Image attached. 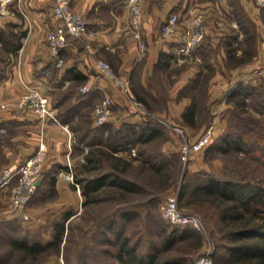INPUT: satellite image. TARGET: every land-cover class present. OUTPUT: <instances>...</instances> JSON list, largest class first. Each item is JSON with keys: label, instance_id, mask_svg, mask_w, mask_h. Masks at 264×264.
Here are the masks:
<instances>
[{"label": "crops", "instance_id": "crops-1", "mask_svg": "<svg viewBox=\"0 0 264 264\" xmlns=\"http://www.w3.org/2000/svg\"><path fill=\"white\" fill-rule=\"evenodd\" d=\"M53 3L0 0V58L9 61L5 74L0 72V172L6 166L22 163L40 147L47 150L44 174L28 206L33 215L22 219L35 228L50 225L49 241L55 223L70 220L87 199L76 180V162L89 145L79 140L75 126L87 125L84 119L87 114L93 115L96 102L106 95L113 99L114 113L107 125L119 128L126 122L155 120L132 110L113 79L96 67V59L109 61L118 76L129 74L136 95L147 104L168 94L167 104L159 108L148 105L165 125L161 118L188 127L204 126L199 111L205 109L215 125L214 139L227 129L237 88L247 83L264 88L263 75L239 84L219 97V102H212L215 94L230 89L233 78L243 77L264 61L261 0H145L142 32L147 47L142 57L139 40L131 33L127 0H73L72 8L84 14L89 30L94 31L89 37L92 51L70 38L62 51L63 65L56 64L46 39L55 24ZM203 6L210 9L205 39L191 54H183L180 42L165 36L162 27L173 12H178L182 28L184 19L200 12ZM15 43L18 46L13 50ZM173 67L176 74L171 72ZM169 80L173 81L170 87ZM30 83L46 87L57 119L42 121L32 107L19 106L18 100ZM85 84L92 89L82 93L80 87ZM199 93L206 97H198ZM65 123L70 125L69 130L64 128ZM169 131L172 140L167 138L163 144V150L168 151L179 148V136ZM201 154L190 163L191 171L213 172L199 164L197 156ZM9 192L10 187L0 189V196L6 194L1 200L6 201Z\"/></svg>", "mask_w": 264, "mask_h": 264}, {"label": "trees", "instance_id": "trees-1", "mask_svg": "<svg viewBox=\"0 0 264 264\" xmlns=\"http://www.w3.org/2000/svg\"><path fill=\"white\" fill-rule=\"evenodd\" d=\"M17 46L15 43L13 50ZM237 89L231 110L234 121L204 150L225 157L227 162L221 174L195 172L192 183L184 185L181 196L189 191L194 193L195 201L208 208V215L218 225L220 240L212 250L215 264H264V88L247 83ZM160 126L157 120L126 122L119 128L106 124L86 128L78 136L90 145L86 161L81 165L83 175H77L76 179L87 195L85 204L99 200V191L105 186L116 188L117 195L124 200L146 189L127 174L134 166V159L116 152L138 143L157 146L163 142L158 139L164 135ZM158 150H139L138 173L149 175L151 182L158 178L165 183L171 174L170 156L162 154L159 146ZM107 161L110 169L105 170ZM152 193L157 196L155 191ZM155 198L138 204L148 208ZM139 216V208L127 205L114 209L104 218L98 241L103 245L104 260L90 259L88 264H195L192 250L201 241L194 228L168 223L151 227L149 223L147 235L135 229ZM54 227L50 241L16 239L14 247L31 254L51 246L59 250L66 230L65 220L57 221Z\"/></svg>", "mask_w": 264, "mask_h": 264}, {"label": "rangeland", "instance_id": "rangeland-1", "mask_svg": "<svg viewBox=\"0 0 264 264\" xmlns=\"http://www.w3.org/2000/svg\"><path fill=\"white\" fill-rule=\"evenodd\" d=\"M209 11L210 9L205 6H203L200 10V12H204L206 15L209 14ZM6 60L7 59L0 58V72L2 74H5V71L8 68L9 61ZM262 65H264V61L261 64L252 67L247 73L254 72L256 68ZM171 72L176 74L177 69L173 67ZM168 82L170 87L173 81L169 80ZM206 82L207 81H205V83ZM120 94L121 97H124L121 92ZM200 95L201 93H199L197 96L200 97ZM223 95H225L223 92L215 94L212 102H219L221 99L219 97H222ZM160 96L162 99H159V101H151L150 104L156 108L163 106V104H167L165 99L168 97V94L164 93ZM136 97L144 104L146 108V116L149 118L152 116V119L157 120L162 125L160 127L164 129V135L160 136L158 139L163 142H159L157 146L156 143H138L129 146L128 148L118 150L116 153L123 154L134 159V166L129 169L127 174L130 177L138 180L146 187V189L143 192H134L128 199L124 200L117 195L116 188L113 186H105L101 188L99 191V200L90 201L88 204H84L70 220L65 221L66 230L59 246L60 249L55 250V247L51 246L47 249H42L35 254H31L22 249L14 247L13 241L16 239H26L29 242L40 241L42 243H46L50 239V230L48 227L50 225H41L40 227L37 226L35 228L33 225H30V223L23 221L24 218L22 219L21 216L16 217L9 205V195L5 201L4 199L1 200V197L6 196V194H3L0 196V264H88L90 259L103 261L104 255L101 254V248L103 245L98 244V241L102 234H100V232L103 231L102 224L104 218L108 217V215H110L114 209L128 205L130 207H137L141 211V216H139L134 223L137 224L135 229L140 230V232H145L148 235L149 223H152L151 227L159 223H168L171 226H176L163 217L160 208L161 203L166 199V197L173 194L178 196L179 204L183 209L188 212H193L200 215L205 225L204 233H198V235H200L201 244L192 250L191 256L194 259V263L197 264L198 259L206 250L215 249L217 242L220 240L221 231L219 230L218 225L208 215V208L201 203L196 202V195L190 191L186 196H181L182 190L185 187L184 185L186 183H190V181L192 183L191 179L194 177L195 172L191 171L190 163L192 160L196 159L195 155L199 153L192 152L190 154L189 160L185 161L182 156L181 147L184 142H191L196 137H198L199 134L202 133L210 124H212L209 119L208 112L205 109L199 111L200 120L206 122V125L204 126L188 127L187 125H180L178 123L173 124L171 120L161 118L162 121L166 122L165 125L160 120H158L160 117H157L153 113L154 110L151 111V107L148 106L150 104H147L145 101L140 99L138 95H136ZM200 102L201 100H198L199 104H201ZM228 113L230 115V121L227 125V128L235 119L231 110H229ZM84 120L87 122V125L77 124L75 126L77 136H81L86 128L96 127L94 123V112L92 116L87 114ZM167 124H169V126ZM175 125H179L184 129V138L176 132ZM169 129L174 130L176 135L179 136V148H175V150L171 148L168 151L163 150V144L164 141L167 140L169 136H171ZM168 140L171 142V137ZM158 146L162 154L170 156L169 160L171 162V167L169 169H171V174L169 175L168 181L165 183H163V179L158 181V178H155V182H151L148 180L149 175L146 173H138L141 162V159L139 158V150L159 151ZM89 149L90 145L88 147V151L85 153V160H81V155L83 152H85L83 150L79 160L76 162L78 176L83 175V172L81 171V165L84 163V161H86V155L89 152ZM202 152L203 154H201V157L197 156L199 164L210 167V170L213 171V173L221 174V171L227 162L225 157L217 156L213 153H207L206 151ZM203 155L205 156L202 159ZM218 161L221 162V164L218 163ZM105 164V170L110 169V166H108L110 165L109 162L107 161ZM219 167H221V170ZM152 191H155L157 196H155ZM154 197H156L155 201H153L148 208H146L147 206L145 207L144 205L138 204L144 201L148 202L149 198ZM31 201L32 199L30 200V203ZM28 206H30V204ZM29 213L30 215H33L31 211H29ZM195 241L196 240L193 242Z\"/></svg>", "mask_w": 264, "mask_h": 264}, {"label": "built area", "instance_id": "built-area-1", "mask_svg": "<svg viewBox=\"0 0 264 264\" xmlns=\"http://www.w3.org/2000/svg\"><path fill=\"white\" fill-rule=\"evenodd\" d=\"M144 1L145 0H127V5L130 11V29L134 37L139 40L141 50L139 57L144 56L147 47L143 39L142 22L144 16ZM264 3V0H261ZM73 0H54L53 15L55 24L46 35L47 43L50 48V53L56 61L57 65H63L65 60L62 56L63 49L67 46L70 38L82 42L87 50L92 51V44L89 39L94 34V31L89 30L88 22L83 13L72 8ZM207 15L204 12H198L190 17H186L185 23L180 28L181 14L173 12L169 21L163 25L162 32L165 36L175 38L180 42L179 51L183 54H191L196 46L205 38L207 33ZM96 67L106 73L113 79L119 91L124 95L128 104L133 111H137L146 115L144 104L137 99L131 77L129 74L118 76L111 63L107 60L96 59ZM264 75V65L255 69L252 73H245L241 78H233L231 86L225 95L229 94L239 84L252 82L255 78ZM92 89V86L85 84L80 87L82 93H87ZM224 95V96H225ZM19 106H29L40 116L42 121H47L50 118L57 119V110L51 103V97L46 87L39 83H30L27 89L21 94L18 100ZM113 99L106 95L99 99L94 107V118L96 126H103L109 122L114 113ZM64 128L69 130L70 125L65 123ZM176 132L183 136L184 129L175 125ZM215 136V125L210 124L202 133L199 134L191 142H184L181 147L182 156L185 161H188L190 154L193 152H202L208 147ZM81 160H85V153L88 147H84ZM48 162V152L40 147L26 160L17 165H9L4 167L0 172V189L10 187L9 205L12 208L14 215L21 216L24 219L31 218L28 211V205L36 192L38 185L42 179L44 168ZM71 177V175H67ZM162 215L165 219L175 225L190 226L197 233L203 234L205 225L200 215L188 212L179 205V199L176 194L168 195L160 205ZM213 251L206 250L198 259L197 264H214Z\"/></svg>", "mask_w": 264, "mask_h": 264}]
</instances>
